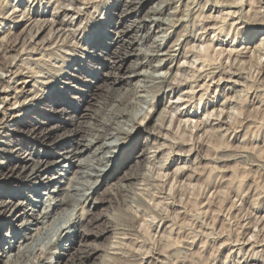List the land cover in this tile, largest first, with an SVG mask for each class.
Masks as SVG:
<instances>
[{"label":"rangeland","instance_id":"obj_1","mask_svg":"<svg viewBox=\"0 0 264 264\" xmlns=\"http://www.w3.org/2000/svg\"><path fill=\"white\" fill-rule=\"evenodd\" d=\"M85 1L90 3L93 0H90V2L89 0ZM85 1L80 0L81 3H85ZM116 1L117 0H94V2H91L92 4H79V6H82L83 9L82 27L87 28L85 39L81 40V37H78L77 40H70L69 43L66 42V44H63L62 46L59 44L61 46L60 47L53 41V39L50 38V35H52V16L59 14L60 10L63 8H69L70 2H72L71 0H0V7L3 9L2 18L0 19V40L4 39L5 36V42H11V40L16 41L17 39H20L21 42H25L24 46H19L22 49L18 47L15 51L11 52L9 49L8 51L4 50L2 45L5 44V42L1 43L0 41V50L2 48L0 51V77L9 81L12 76V74L7 73L4 70V65L7 61L12 64L14 71L20 70L23 74L27 76L30 75L35 79L40 77L44 78L47 74V78H56V76L59 75L57 73L60 72V70H63L64 77L59 78L62 82L56 84L52 91L57 93L56 98H61V95H66L67 99H70L73 105V103H75V100L73 101V97H79L81 91H86L89 88L96 87L98 82L96 78L109 72L110 69L103 70V66L105 64H110V67H114V65L117 67L122 66V72L120 75L125 76L128 69H130L134 63H132V61H135L137 57L135 56L133 59H130L122 64V62L115 57H123L124 53L122 52L123 54H119L121 49L112 48L110 49V51L114 53L111 55L114 57L112 59L114 61L112 62L109 57L107 58V54H109V50L107 48L111 47L110 45L115 43L113 40L116 38V34L114 33L118 30H122L126 24L130 25L133 21L137 19L140 20L144 17L149 7L156 3L157 0H153L150 4L140 10L138 17H133L128 23L124 21L120 24L118 29L115 28V24L111 26L109 24V21L113 17L115 22L119 21L118 17L120 16L121 11H116ZM191 1L185 0L184 6L181 7L182 15H178V19L176 16L172 21L173 23L171 22L169 25H161L163 29V31L161 30L162 34H157L158 25L156 26V23H154L152 24V31L156 32H152L150 37L147 38L145 42L140 40L134 41L133 37L136 32L132 31L128 36H126V43L124 44L126 47H129V44L133 43V45H130L128 49V51L132 54H138L139 50L137 49L140 48H143L144 51L148 50V52L145 53L152 54L155 50V41L156 39H159L158 36L160 35L167 34V37L170 38L168 46L171 45L172 47L175 43H177V40L185 37V35L186 37L195 36L194 38H196V40L198 39L192 43L195 47L197 46L196 48L191 43L188 44L187 49H191L192 52L190 51V54H188L187 66L179 69L180 71L178 70V74H181L180 76L178 74L175 75V78L178 79V82L177 79H175V82L178 85L180 84V89H178L177 93L181 96L184 95L181 98L182 100L184 99V101H180V110L178 112L176 110L175 116L178 115L177 113L182 111L184 113L189 112L192 113L190 117L191 120L187 123L185 121L188 120V118L184 120L177 119L178 117H174L175 113H171L174 120L170 122H172L173 125L170 122V125L167 123V126L165 125L163 130L164 132L162 131V140L159 139L161 144H163V142L167 145L176 144L177 147L175 148V152H171L172 154H170L169 157L167 156L163 160H160L161 162L157 160L150 165L147 164L148 166L146 165V168H144L145 172L143 171L142 180L139 183L133 185L131 184L132 186L129 185L131 187L127 188V191H114L115 186L120 182L117 180L121 175V171H118L119 166L121 168L128 167V165H124L123 160L128 155L127 152H129L131 144L133 145L135 139L136 141H140L141 138H145L146 135L148 136V133L144 132L142 134L140 131L143 130V128L149 123L150 125H153L155 122L151 123L150 121L155 115V111H158L155 116L156 118L159 114V110L161 111L163 106L167 105V101L164 100V96L159 94V90L155 87H149L147 89L145 87L142 92H139V94H131L130 102L133 104L132 107L135 106L133 109L131 108V110L134 114L138 115H136L138 121H136L137 123L135 122V124L131 123L136 127H134V136L127 139L125 144L121 146L120 152L117 153V157L111 162L112 172L108 173L109 176L112 175L111 179L105 184L101 182L102 186L98 190V194L90 196V198H92L90 205H88L89 201L82 200L76 207H74L77 209L69 210L71 212L69 214L71 215L66 218V225L62 222L60 223L61 226H58V228H64H60V233L64 230V234L70 232L72 236H74L78 231L84 232L83 228L87 225V223L80 229L79 222L85 218L83 217L85 214L84 211L89 209L92 210L95 217L99 218L98 222H94V224L90 227V230L97 233L107 229L110 230V232L108 234H104L105 236H102L99 239L92 237L88 240V242L85 240H78L77 243L72 246L71 243H65L67 244L66 249H69L67 253L64 250L62 251L61 249H56V246H54L55 241L57 242V240L60 239V236H58L60 233H58L56 234V237L54 236L52 238L53 243H50L51 246H49L50 244H47L48 246L43 244L44 247H38V252L35 256L36 258L32 257V263L28 262L29 264H35L36 262V264H47L56 250L58 252L60 251V257L64 258L61 264H77L79 256L83 255L82 252L87 250L86 247L81 246L85 243L92 246L97 245L101 250L96 257L94 256L91 259L86 260L84 264H106V262L107 264H135V262L136 264H264V50L261 49H264V47H262L264 44H262V46L260 45L261 40L264 39V30H262V28H264V0H209L210 3H208V0ZM229 1L232 2L230 3ZM86 6H88V8ZM190 10H192V12ZM39 14L41 16H39ZM23 15L24 17H22ZM165 15L167 17L169 14ZM164 17L165 16L162 18ZM29 18H32L30 22L28 21ZM179 18L182 20L181 22L179 21ZM34 20H36V22H34ZM37 20H40V22L42 21V25L38 23ZM36 25L39 26V29ZM40 25L42 27H40ZM30 36L32 38H30ZM47 37H49V39ZM29 38L34 41H30ZM46 38L49 41L45 40ZM40 40L44 41L46 44L42 45L43 42L41 43ZM95 41L100 42L99 44L101 45L98 47L99 49L91 50L90 46H92ZM87 42L89 43V47H86ZM78 44L80 48L78 47ZM140 44H142V46ZM76 45L78 49L75 53ZM179 47L180 46H175V50H179ZM90 53L93 58H91ZM173 53L175 54V52ZM14 57L18 59L16 60ZM162 58L168 59L167 56H163ZM72 60H75L77 63L80 62L82 65L80 70L77 67V64L75 65ZM196 60H198V62ZM88 61L92 62L90 67L86 64L89 63ZM139 61L142 62V57H139L136 62ZM179 61L181 62L182 60L179 59L174 63L176 65L174 72L178 67L177 65L179 64ZM235 61L238 62L235 63ZM238 68L240 69L238 70ZM166 71H168V68L160 71L162 74L158 75L168 73ZM203 72L206 73L203 74ZM41 73H43V75ZM94 75L97 77H94ZM29 81H33V79L30 78ZM104 81L98 84L100 87L95 91L93 97L94 100L90 102L89 109L91 112H88L89 114H93L94 111L96 112L97 101L107 95L105 90L108 83H105ZM63 82L67 83L68 86L64 85ZM64 87H66V90H62ZM123 87V92L126 91L125 89L131 88L127 85H123ZM145 93L148 94L145 96ZM132 97L133 99H131ZM200 100H202V102ZM158 102L164 105L157 108L156 104ZM188 102L189 104H186ZM28 103L29 102L27 101V107L31 104ZM47 106L53 108L55 107V104H52L50 100ZM47 106L45 109H47ZM18 107L19 106H17V109ZM32 110L33 108L25 115L29 121H35V117H33V114L31 113ZM138 110H140V113ZM66 112L68 114L64 115V117L60 116L61 119H66L69 115H71L73 113V109L69 108ZM209 112H212V114ZM43 114L46 113L44 112ZM90 120V118L83 119V125H85L86 122H90ZM38 121L45 122L46 125L55 123L53 122V119L45 115H42ZM56 121H59V119H56ZM175 121L176 123H173ZM171 125L172 127L170 128ZM18 130L20 132L15 134V138L9 135L6 137V133H3L5 131L1 130L0 133H2V135L0 134V148H4L5 145V147H9V150L16 151L18 148H21V150L24 149L22 155H20V157H24L25 155H28V153L33 152L32 149L34 146L28 141L32 138L28 135L27 130L22 128H18ZM66 130L68 129H62L56 133V135L58 136L64 134ZM215 132H218L217 135ZM8 133L11 134V132ZM139 135L140 137L138 138ZM211 136L216 137L212 138ZM4 142H6V144ZM8 142H12L10 146H7ZM139 146L142 148V145ZM130 150L132 151V149ZM36 152H39V150L36 149L35 153ZM0 161L6 163L4 171H7L10 170L8 169L9 167L11 169L13 168L12 166L15 158H12L11 154L6 155V157L0 154ZM54 173L55 172H50L47 176H51ZM45 175L46 174H42L38 180L43 178ZM72 177V173L67 174L64 178L62 177L60 188H67L71 182L68 179ZM0 178V181L5 180L2 176ZM35 181H37V179ZM34 182L30 184L27 183L25 185L17 182L13 184L8 183L7 186L2 185L0 188V204L1 202L12 200L10 196L12 191L15 190L18 191V193L21 191L26 195H30L31 188L29 187H33ZM171 184L172 186H170ZM193 186L195 187L194 189H192ZM39 191L45 192L46 188H40ZM113 191L114 194H112ZM141 192L142 194L144 193V195L140 194ZM32 195L34 197V194ZM95 200L106 201V204L100 205L98 208L91 207L93 205V201ZM157 206L159 207L157 208ZM152 208L155 209L153 210ZM22 211L20 210V212ZM17 214L14 213L12 218L14 219V216ZM152 215L155 216V218ZM91 217L93 218L94 215ZM91 217L89 216L87 220L92 221ZM12 218H6V221L2 222L3 220H1L0 217V237L3 239L2 248H7V242L10 241L9 238L5 237L6 234L11 235L12 233V229L10 228H12L13 225L10 224L17 223V218H15L11 223ZM1 227H4V229H1ZM170 228L172 229L170 230ZM120 230L123 231L121 232ZM116 238L118 239L115 241ZM114 243L116 246H114ZM127 243L130 244L128 245ZM123 245L125 249L123 248ZM46 247H48L49 250ZM139 247L140 249H138ZM116 253L118 254L117 256L115 255ZM58 257L59 254H56L54 259H52V264H56Z\"/></svg>","mask_w":264,"mask_h":264},{"label":"bare ground","instance_id":"obj_2","mask_svg":"<svg viewBox=\"0 0 264 264\" xmlns=\"http://www.w3.org/2000/svg\"><path fill=\"white\" fill-rule=\"evenodd\" d=\"M67 1H69V0H67ZM71 1L72 2H70V7L69 8H63V9L60 10V13L58 12L59 14L55 13L56 15L52 16L53 17L52 18L53 21L51 23V32H52L51 34L52 35H50V38L53 39V41L56 42V44H58V45L61 44V46L63 44H66V42L69 43L70 40H74V41L77 40L78 37L79 38L81 37V40L85 39V36L87 34V28L86 27H82L83 26L82 25L83 9H82V6L81 7L79 6V4H92L91 2H94V0L91 1V2L89 0L90 3H88V1H85V0H84L85 3L84 2L81 3L80 0H71ZM152 1L153 0H127V1L126 0H117L116 1V5H117L116 6L117 7L116 11H119V12L121 11L120 16L118 17L119 21L115 22L114 17H113L109 21L110 22L109 23L110 26L115 24V28L118 29L120 24H122L124 21L127 22V23L130 22V20L133 17H138L139 13H140V10H142L145 6L150 4ZM208 3H210L209 0H208ZM233 3H234V1H233ZM184 4H185V0H157L156 3H154L151 7H149V9L146 12V15L144 17H142L140 20L137 19V20L133 21V23L130 24V25L126 24V26L122 30H118L116 33H114V34H116V38L113 40L115 43L113 45H110L111 47L107 48L109 50V54H107V58L109 57V59L112 60L114 57H112L111 55L114 54V53H112L110 51V49L118 48V49H121V52H119V54L122 53V52L124 54L122 53L123 57L121 56V57H115V58H118L119 61L122 62V64L127 62V61H129L130 59H133L135 56L137 57L136 60L132 61V63L133 62L134 63L132 65V67L130 69H128V71L126 72L125 76L120 75V73L122 72V66L117 67L116 65H114V67H110L109 66L110 64H108V63L105 64L103 66V70H109L110 69L109 72H107L106 74H102V76H99V77L94 75V77H97L96 79L98 80L97 86L94 87V88H89L86 91H81L80 94H79L80 96L79 97L76 96L78 98L73 97V101L75 100V103H73V105H72V101H70V99L68 100L66 95H61V98H56L57 97V93L52 91L56 84L62 82V80H60L59 78L60 77H64L63 76L64 75V71L63 70H60V72L56 71V72H58L57 74H59L58 76H56V78H51V79L47 78L46 77L48 75L47 74L46 76L44 75L46 78L45 77L44 78L40 77V78H36L35 79L34 77H32L30 75L27 76V75L23 74V72H21L20 70H19L20 72L17 71V70L14 71V67L12 66V64L8 63V61L4 65L5 72L12 74V76L10 77L9 81H7L6 79H3L2 77H0V131L4 130L5 132H3V133H6V137H7V135H9V136H12L13 138H15L14 137L15 134L20 132L18 130V128L26 129L27 132H28V135H30V138H32V139H30L28 141H29V143H31L34 146V148L32 149L33 152L28 153V155H25L24 157H20V155H22L24 149L21 150V148H18L16 151L15 150H9L8 149L9 147H5V145H4V148H2V149L0 148V154L2 156L6 157V155L11 154V157L15 158L14 164L12 166L13 168L11 169L9 167L8 169H10V170H7V171H4L6 163L0 161V177L2 176V178L4 177V179H5L4 181H0V188H1L2 185L3 186L4 185L7 186L8 183L13 184V183L17 182V183H22V184L25 185L27 183L30 184V183L34 182L36 179H37V181H35L33 183L34 184L33 187H29V188H31L30 189L31 190V192H30L31 194L30 195H26V194H24L21 191H19V193H18V191L15 190V191H12V194L10 196L12 200H8L6 202H1V204H0V217H1V220H3L2 222H5L6 218L7 219L10 218V217L12 218L14 213L17 214V213L20 212V210L21 211L23 210L22 212H20L16 216H14V219L17 218V223L16 224L12 223L14 221L13 218L11 220L12 224H10V225H13V227L10 228V229H12V233H11V235H9V234L5 235V237L10 239V241L7 242V248H5V247L2 248L3 239H2V237H0V264H22V263L26 264L28 262L32 263L31 259H32V257L36 256V253L38 252V247L40 248L41 246H43V244L48 246L47 244L53 243V241H52L53 239L52 238L54 236L56 237L57 236L56 234L60 233V228L61 229L63 228V227H59L58 228V226H61L60 223L63 222L66 225V221H67L66 218H68L71 215V214H69V213H71L69 210L70 209H74V210L77 209V208H74V207H76L82 200L89 201L88 205H90V203L92 201V198H90V196L93 195V194H98V190L102 186L101 182H103V184H105L111 179L112 175L111 176L108 175V173L112 172V164H111V162H112V160H114L117 157V153L120 152L121 146H123L125 144L127 139L130 138L131 136L132 137L134 136L133 134H134V130H135L134 127L135 126L132 125L131 123L135 124V122L138 121L137 120V116L138 115L134 114L132 112V110H131V108L133 109V107H135V106L132 107L133 104L130 102V95L131 94H135V93L139 94V92H142L145 87H146V89L149 88V87H151V88L155 87L156 89L159 90L158 93L164 96V100L167 101V105H164V104L158 102L156 104L157 108H160V106H162V105H164V106L161 109V111L159 110V114L157 115L156 118H155V116L158 113V111L157 110L155 111L156 113H155V115L152 117V119L150 121L151 123H154V122L155 123L153 125H150V123H149L143 128V130L140 129L141 130L140 132L142 134L145 132V133H148V136L146 135L145 138H141L140 141H136V139H135L133 145L131 144V147L129 148V152H127L128 155L123 160L124 161V165H128V167L126 168V167L122 166L123 168H121L119 166V170L118 171L119 172L121 171V175L119 176L120 178H118L117 180H118V182L119 181L120 182L115 186L114 191H122V192L127 191L128 190L127 188L131 187L133 184L139 183L142 180L143 173L145 172L144 168H146L145 166L147 164L150 165V164H152L153 162H155L157 160L158 161L163 160L165 157H167V156L169 157L170 154H172L171 152H173V153L175 152V148L177 147L176 144L172 145L170 143L171 145H167L165 142H163V144H161L159 142V139L162 140L161 135H162V131L165 128V125L167 123H169L170 121L174 120V118L171 115V113L174 114L176 112V110H177V112L180 110V108H179L180 107V101L182 100L181 98L184 95L181 96L179 93H177L178 89H180V84L178 85L175 82V79H177V78H175V75L178 74V70L179 69H181L183 67L185 68V66H187L186 64L188 63V59H187L188 58V54H190V51H191V49H189V48L187 49L188 44L189 43L192 44L193 42L197 41L198 39L196 40V38H194L195 36L194 37H192V36L191 37H186V35H185V37H182V38L180 37L181 39L177 40V43H175L173 45V47H172L171 45L168 46L170 38L167 37V34L166 35L165 34L164 35H160V36H158L159 39H156V41H155V45H154V47H155L154 49L155 50L153 51L154 53H152V54L145 53V52H148V50L144 51L143 48L137 49V50H139L138 54H135V53L132 54L131 52L128 51V49H129L130 45H133V43H130L129 47H126V45H124V44L126 43V40H125L126 36H128L130 34V32H132V31L136 32L135 36L133 37L134 41H139L140 40L142 42L143 41L145 42L147 40V38L150 37L152 32H156V31H152V24H154V23H156V26L158 25L157 34H159V33L162 34L161 30L163 31V29H162L161 25H163V24L169 25V23H171L173 21V19H175L174 17H176V16H177V19H178V15H182L181 14L182 13L181 12V7L184 6ZM236 4H237V2H236ZM4 6H5V4H4ZM60 6H62V5H60ZM186 6H188V5H186ZM86 7L88 8V6H86ZM191 7H192V5H191ZM252 7H253V4H252ZM258 9H260V8H258ZM190 11L192 12V10H190ZM2 12H3V9H2V7H0V19L2 18ZM53 14H54V12H53ZM165 14H169V15L166 17ZM184 14H186V13H184ZM39 16H41V15L39 14ZM163 16H165L166 18L165 17L162 18ZM22 17H24V15ZM202 17H203V15H202ZM7 18H8V16H7ZM201 19H203V18H201ZM30 20H32V18L28 19L29 22H30ZM196 20H197V18H196ZM37 21L40 24L42 22V21L40 22V20H37ZM179 21L181 22L182 20H180V18H179ZM198 21H199V19H198ZM34 22H36V20H34ZM34 22H32V23H34ZM196 23H197V21H196ZM43 24H44V22H43ZM41 25H40V27H42ZM176 25H178V24H176ZM201 26H203V25H201ZM36 27L39 29L38 25H36ZM262 30H264V28H262ZM31 33H33V32H31ZM37 33H35V34H37ZM191 33H194V32H191ZM31 36H30V38H32ZM47 38L49 39V37H47ZM47 38L45 40H48ZM6 40H7V38H6ZM0 41H1V43H4L5 42V36H4V39H1ZM30 41H34V40L30 39ZM39 42H37V43H39ZM42 42H43L42 45L46 44V43H44V41H41V43ZM88 42H90V41H88ZM88 42L86 43V47H89L88 46V44H89ZM262 42H264V39L261 40V42H260L261 46H262V44H264ZM1 43H0V46H1ZM24 43L25 42L24 41L21 42L20 39H17L16 41L15 40L14 41L11 40V42L10 41L5 42V44H3L2 47H3L4 50L8 51V49H9L12 52V51H15L20 45H21V47L24 46ZM99 43L100 42H96L95 41L93 43V45L90 46L91 50L99 49L98 47L101 45ZM140 45L142 46V44H140ZM73 46H74V44H73ZM175 46H180L179 47L180 49L179 50H175ZM32 47H34V46H32ZM51 47H53V46H51ZM78 47L80 48L79 44H78ZM78 47L76 45L75 53L77 52ZM105 47H107V46H105ZM255 47H257V46H255ZM262 47H264V46H262ZM20 49H22V48H20ZM198 49H196V50H198ZM261 49L264 50L263 48H261ZM261 49H260V51L262 52ZM1 50H2V48H1ZM130 51H131V48H130ZM173 52H175V54ZM22 53H24V52H22ZM90 55H91V53H90ZM238 55H240V54H238ZM163 56H167L168 59H165L166 57L162 58ZM139 57L140 58L142 57V62H140V61L136 62ZM91 58H93L92 55H91ZM252 58H254V57H252ZM14 59H16V58L14 57ZM89 59H90V57H89ZM118 59H117V61H118ZM179 59L182 60V61L181 62L179 61V64L177 65L178 67L176 69V71H177V73H176V71L174 72L175 66H176L174 63L176 61H178ZM228 60H227V62H228ZM235 60H237V59H235ZM72 61L75 63V65L77 64V67L80 70V68L82 67L80 62L77 63L75 60H72ZM113 61L114 60H112V62ZM196 61L198 62V60H196ZM196 61H195V63H196ZM9 62H11V61H9ZM236 62H238V61H235V63ZM86 64L89 65V67H90L92 65V62H89V63H86ZM64 68H66V67H64ZM165 68H168V71H166L168 73H166V74L164 73L165 75L164 74L163 75H158V74H162V72L160 73V71H162ZM196 68H195V70H196ZM61 69H62V67H61ZM202 69H204V68H202ZM239 69L240 68H238V70ZM216 70H218V69H216ZM116 71H117V73H116ZM229 71H230V69H229ZM205 73L203 72V74H205ZM41 74L43 75V73H41ZM178 75L180 76L181 74H178ZM198 76H200V75H198ZM30 78L33 79V81H29ZM187 78H189V77H187ZM223 79H224V77H223ZM102 81H104L105 83L106 82L108 83V86L106 87V90H105L107 92V95L104 98H102V99L97 101V110H96V112L92 111L93 114H91V113L89 114L88 112H91L90 109H89L90 102L92 100H94L93 97H94L95 91L97 89H99L100 86H98V84L100 82H102ZM32 82H33V84H32ZM177 82H178V79H177ZM63 84L68 86L67 83L63 82ZM122 84L123 85H127V86H129L131 88L125 89L126 91L123 92L124 87H123ZM120 85H122V86H120ZM62 90H66V87H64V89L62 88ZM192 91H193V89H192ZM192 91H190V92H192ZM46 94L47 95L49 94V95L47 96ZM146 94H148V93H145V96H146ZM71 96H73V95H71ZM201 96H203V95H201ZM253 96H255V95H253ZM131 99H133V97ZM48 100L49 101L51 100L52 104L53 103L55 104V107H53L54 109L52 107L47 106V104L49 102ZM27 101L29 103H31L29 105V107H27L28 105H26ZM131 101H135V100H131ZM152 101H154V100H152ZM182 101H184V99ZM188 101H189V99H188ZM200 101L202 102V100H200ZM193 102H194V100H193ZM226 103H227V101H226ZM36 104H37V106H36ZM186 104H189V102L186 103ZM17 106H19L18 109H17ZM46 106H47V109L49 108L48 110L45 109ZM141 107H143V106H141ZM32 108H33V110H32L31 113L33 114V117H35V121H29V120H27V117L25 116L26 113ZM69 108L73 109V113L71 115H69L66 119H61L60 116L64 117V115L68 114L66 111ZM139 111L140 110H138V112ZM145 111H146V109H145ZM220 111H221V109H220ZM44 112L46 114H43ZM138 112H136V113H138ZM209 113L212 114V112H209ZM222 113H223V111H222ZM231 113H233V112H231ZM177 114H178L177 116H175L176 113L174 114V117H176V118L178 117L177 119H181V120L183 119L184 120V119L188 118V120H186L185 122H187V123L190 122V120H191L190 117H191L192 113H189V112L184 113L182 111V112L177 113ZM214 114H215V112H214ZM42 115H45V116L53 119V122H55V123H50V124L46 125L45 122H39L38 119ZM219 115H220V113H219ZM144 117H145V115H144ZM208 117H210V116H208ZM54 118H55V120H54ZM85 118H90L91 120H90V122H86V124L83 125L82 120L85 119ZM56 119H59V121H56ZM170 123L172 124V122H170ZM170 123H169V125H170ZM173 123H176V121L173 122ZM182 123H183V121H182ZM172 125L170 126V128L172 127ZM187 125H189V124H187ZM12 127H15V128H12ZM66 128L68 130H66V132H64V134H61V135H58V136L56 135V133H58L60 130L66 129ZM178 128H179V125H178ZM169 131H171V130H169ZM219 131H221V130H219ZM8 132H11V134H9ZM217 133H216V135H217ZM0 134L2 135V133H0ZM204 134H206V133H204ZM6 137H4V138H6ZM139 137H140V135L138 136V138ZM176 137H177V135H176ZM211 137L214 138L216 136H214V137L211 136ZM16 138H18V137H16ZM182 138H184V137H182ZM177 141H179V140H177ZM0 143H1V140H0ZM4 143L6 144V142H4ZM11 143L12 142H8L7 146H10ZM139 145H142V148H140ZM178 146H180V145H178ZM36 149H38L39 152L35 153ZM130 149H132V151ZM183 154H184V152H183ZM221 157H223V156H221ZM200 165H201V163H200ZM177 171H178V169H177ZM50 172H55V173L52 174L51 176L50 175L47 176V174L50 173ZM146 172H148V171H146ZM160 172H162V171H160ZM70 173L73 174V177L68 179L71 182L69 181L70 183H69L68 187L66 186L67 188L61 189L60 188V184L62 183L61 182L62 181L61 180L62 177L64 178L67 174H70ZM42 174H46V175L43 178L38 180V178H40ZM161 180H163V179H161ZM114 182H116V181H114ZM143 183H144V181H143ZM143 183H141V184H143ZM127 184H128V186H127ZM154 184H155V182H154ZM129 185H131V186H129ZM170 186H172V184ZM149 187H151V186H149ZM40 188H46V191L45 192H40L39 191ZM194 188L195 187L193 186L192 189H194ZM155 189H157V188H155ZM114 191L112 192V194H114ZM134 192H136V191H134ZM248 193H249V191H248ZM32 194H34L35 198L33 197ZM140 194H142V192ZM142 195H144V193ZM151 195H150V197H151ZM162 197H163V195H162ZM161 202H162V200H161ZM161 202H159V203H161ZM92 204L93 205L91 207L98 208V207H100V205L106 204V201H103V200L102 201H96L95 200V201H93ZM154 204H155V201H154ZM143 205H144V203H143ZM158 207L159 206H157V208ZM84 212H85V214L83 213L84 214L83 217H85V218L82 221L80 220V222H79L80 229L83 228L84 224L87 223V225L83 228L84 232L78 231L74 236H72L70 232L67 233V234L66 233L64 234V230L61 231V233L58 235V236H60V239L57 240V242L55 241V244H54V246H56V249H61L62 251L64 250L67 253V251L69 249H66L67 248L66 247L67 244H65V243H71V246H72L75 243H77L78 240H81V241L85 240L86 242H88V240L90 238H92V237H94L96 239H99L100 237L105 236L104 234H108L110 232V230H107V229H104V231L97 232V233H94L93 230H90L91 229L90 227L94 224V222H98L99 218L95 217V214H93L92 210L88 209L87 211H84ZM175 212H176V210H175ZM180 212H181V210H180ZM93 215H94V217L92 218L91 216H93ZM154 215H155V213H154ZM89 216L92 218V221L90 220L91 222L87 220V218ZM153 217L155 218V216H153ZM18 221H19V223H18ZM68 223H70V222H68ZM146 223H147V221H146ZM174 223H175V221H174ZM172 228H170V230ZM255 228H257V227H255ZM1 229H4V227H1ZM116 232H117V230H116ZM255 232H257V231H255ZM53 234H55V235H53ZM122 235H123V233H122ZM194 236H196V235H194ZM206 237H207V235H206ZM132 238H133V236H132ZM117 239L118 238H116L115 241ZM163 240H164V238H163ZM123 244H126V243H123ZM135 244H136V242H135ZM142 244H143V242H142ZM49 246H51V244ZM81 246L82 247H86L87 250L82 252L83 255L79 256L77 264H84L86 262V260L91 259L94 256L96 257L99 254L100 250H101L97 245L92 246L90 244L88 245L87 243H85L84 245H81ZM114 246H116L115 243H114ZM166 246H167V244H166ZM127 247H129V246H127ZM46 248H48V247H46ZM123 248L125 249L124 245H123ZM138 249H140V247ZM48 250H49V248H48ZM59 252L57 250L53 254L51 252V254L53 256H52V258H50L51 260H49V262H47V264H52V262H53L52 259H54L56 254H59V257H58V260L56 261V264H61L63 262L64 258L60 257V253ZM111 252H112V250H111ZM141 252H143V251H141ZM178 252H182V251H178ZM47 253H48V251H47ZM143 253H142V255H143ZM144 254H146V253H144ZM176 254H177V252H176ZM115 255L117 256L118 254L116 253ZM125 261H126V259H125ZM34 262H36V261H34ZM122 262H124V261H122ZM106 264H107V262H106ZM108 264H110V263H108ZM135 264H136V262H135Z\"/></svg>","mask_w":264,"mask_h":264}]
</instances>
